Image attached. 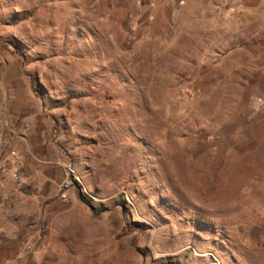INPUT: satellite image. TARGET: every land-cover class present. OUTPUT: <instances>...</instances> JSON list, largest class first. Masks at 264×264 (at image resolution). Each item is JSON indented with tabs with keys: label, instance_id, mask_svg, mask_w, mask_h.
<instances>
[{
	"label": "rangeland",
	"instance_id": "rangeland-1",
	"mask_svg": "<svg viewBox=\"0 0 264 264\" xmlns=\"http://www.w3.org/2000/svg\"><path fill=\"white\" fill-rule=\"evenodd\" d=\"M0 264H264V0H0Z\"/></svg>",
	"mask_w": 264,
	"mask_h": 264
},
{
	"label": "trees",
	"instance_id": "trees-1",
	"mask_svg": "<svg viewBox=\"0 0 264 264\" xmlns=\"http://www.w3.org/2000/svg\"><path fill=\"white\" fill-rule=\"evenodd\" d=\"M5 47L8 48L9 45L5 44ZM11 52H12V53H16V54H18V55H21V53H20L18 50L13 49V48H11ZM25 75H27V74H25ZM84 96H85L84 94L79 93V94H76V95L73 96V97H74V98H82V97H84ZM76 195H77V198H78L81 202H83L86 206H88V207L92 210V213H93V215H94L95 217H96L97 215H99L100 213L106 211L105 208H97V209H94L93 206L91 205V203L89 202V200L87 199V197L84 196V195H82V194L80 193L79 190L76 191ZM117 205L121 206V213L123 214L124 217H126V213H127L128 210H127V208L125 207V205L123 204V202L119 201V203H118Z\"/></svg>",
	"mask_w": 264,
	"mask_h": 264
},
{
	"label": "built area",
	"instance_id": "built-area-1",
	"mask_svg": "<svg viewBox=\"0 0 264 264\" xmlns=\"http://www.w3.org/2000/svg\"><path fill=\"white\" fill-rule=\"evenodd\" d=\"M13 177H14V179H15L16 181L20 182L21 177H20L19 171H15V172H13ZM63 199L66 200V196H63Z\"/></svg>",
	"mask_w": 264,
	"mask_h": 264
}]
</instances>
